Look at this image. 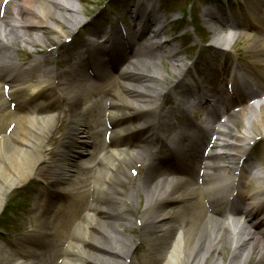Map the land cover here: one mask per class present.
Returning a JSON list of instances; mask_svg holds the SVG:
<instances>
[{"label":"bare ground","instance_id":"1","mask_svg":"<svg viewBox=\"0 0 264 264\" xmlns=\"http://www.w3.org/2000/svg\"><path fill=\"white\" fill-rule=\"evenodd\" d=\"M25 1L34 10L33 16L24 19L25 23L23 22L19 30L11 31L9 27L8 29L0 27V37L23 48L36 44L45 47L50 38L47 36L48 33L51 36H65L64 33H70L79 23L80 19L78 18L84 14L83 6L73 0H69L67 6V8L75 9L73 13L68 9L65 13V9L58 3L64 0ZM253 3L256 4V1L253 0ZM251 12H247L250 22ZM25 14L28 16L27 12ZM254 17L256 20L252 21V24L264 25V22L259 21L256 16ZM54 19L57 20V23L54 22ZM243 28L249 33L259 31L257 27L246 24ZM231 37V33L226 36L215 33L213 48L218 50L227 48L225 43L230 42ZM92 56L97 71L102 72L100 57L102 55L97 46L92 47ZM7 58L9 56L0 54V61L10 60ZM134 61L135 59L132 61L131 58L119 59V70L122 77L119 86L116 84V80L119 78L115 79L114 77L112 80L104 78L102 82L96 83L80 75L78 73L80 60L77 59L73 65L59 71L60 82L57 86L54 87L52 81L48 84L38 80L39 84L32 92L26 91L24 86H20L18 88L20 96L18 93H14V96L26 103V106L30 102L34 109L39 106H44L47 109L40 110L44 115H37L36 120H33L28 114L11 116L10 123L14 127L8 134V138L0 140V205L4 195L9 193L12 188L26 182L34 171L38 174L40 181L45 182L46 180V182L42 186L44 190L39 197L40 206L32 218V223L35 225L34 230L23 233L17 241V251H11L10 246H0V264H23L20 261L24 260L36 262L34 258L38 255L47 263L53 255H56V239H63L66 232L70 230L71 226L66 227V224L73 217L71 214L72 203H74L75 209L79 208L82 199L80 188L85 187L83 184L79 185L80 188L76 184L70 185L69 190L65 192L61 187L66 182L74 183L71 180L76 177L77 164H82L85 169L82 177H89L86 184L87 191L89 182L92 181V184L96 185L93 194L95 200H105L104 189L98 185V180L102 175L106 174L111 179H114L115 175H119L121 179H124L121 167L123 163L117 161L130 160L138 153L147 155V151H145L147 145L144 147L140 139L144 137L147 142L148 137L151 139L155 137L158 118L154 119L149 115L150 112L156 113L157 109L151 108L145 102L156 95L160 89H165V85L159 83L158 78L155 79L152 75H158L155 69L159 70L156 68L159 64L155 65L151 62L145 65L137 64L140 68L133 70L130 67ZM262 62H264L263 57ZM123 65L125 66L122 67ZM174 69L176 68L174 67ZM48 70L44 69L39 72L38 78L44 81ZM127 70L130 71L129 75ZM135 71L139 74L134 75ZM171 72L173 77L175 71L171 69ZM148 74L151 78H149L146 88H142L137 84V79H146ZM109 90L119 92L116 99L114 98L110 111V117L113 114V120L118 126L115 127L114 121L111 139L114 141V145L121 142L124 145L133 146L132 144H134L135 147L128 149L133 148L138 151H128L125 157L115 159L113 157L118 153L110 152L109 147L105 149L102 145L105 134V131L101 129V125L104 123L102 116L106 110L104 109V94ZM249 91L246 89L244 92L248 94ZM23 92H25L24 95ZM34 97L39 103H33ZM209 98L210 96L207 94V99ZM258 103L264 104V102ZM48 106H50L49 111ZM62 108H67L68 112L65 114L61 110ZM6 115L7 108L5 103H2L0 94V119ZM172 115V110L166 114L169 117V129L174 125ZM61 118L68 122V129L63 134V139L70 135H75V137L80 135L82 136L79 138L81 142L90 143V147L86 146L82 152L76 151L77 149L65 151L62 163L57 162L55 158L46 159V162H51L49 165L57 164L52 171H49L41 163L44 160L41 153L45 144L48 145L51 141V131L54 125L59 122L58 119ZM233 120L234 115H231L227 119L228 123L218 125L219 128H223L222 135L218 132L216 134L223 137L219 147L222 151H220V155L225 157L227 154L232 158L234 155L230 152L238 150L241 156L248 157L247 141L252 140L251 138L256 132L264 135V105H255V107L247 105L244 111L239 114L240 128L242 129L240 131L243 135H232L234 129L230 122ZM216 122H219V119ZM192 124V122L183 124L181 135L174 137L181 138L177 142L169 140L167 132L161 136L170 142L171 149L177 153L181 149L179 154L181 161L179 167L177 166L175 169L180 168L179 174H183V177L186 178H180L178 173L163 172L162 168L166 164H160V157L165 154L167 149H160V153L156 155L157 160H151L153 167H147L145 171L142 186H149V195L144 202L143 215H150L151 225L145 227L149 229L142 232L139 238L146 244V249L140 257L142 264H150L151 253H153L155 263L158 264H223L224 254L229 249L232 250L228 264H264V227L260 226V230L250 227L252 231L247 233L240 222L235 224L216 219L214 214L205 211L200 200L201 193L207 194L216 206L221 202L226 191L228 179L223 169L224 164L214 154L215 149L218 148L217 145L213 144L207 155H203L201 158L204 139L198 136L199 127ZM1 126H3L2 123H0ZM137 129L141 131L137 139L138 142L134 143L131 140L132 137L126 139L130 133H134ZM151 131L153 133L149 136ZM122 134H126V137L122 138ZM70 139L72 140V138ZM232 143H237L238 146L236 147V144ZM241 145L244 146L241 147ZM58 152L59 147L56 149V153ZM91 152L94 158H91ZM99 153H102V157L98 161L99 166L93 171L95 158ZM211 153L213 154L208 157ZM248 160L244 162L246 169L243 179L249 174L252 179L247 177L244 189L242 190L241 187L240 200L251 201L253 210H256L263 202L261 197L264 196V167L263 165H253L249 157ZM156 161L157 165H161L160 167L154 166ZM129 165L128 162L123 167L127 168ZM249 165H252V169L249 168ZM110 167L115 170V173L109 171ZM71 170H74L72 175H67ZM199 171H204L202 177L199 175ZM126 174L124 183L127 181ZM199 177L203 181L200 189L197 181ZM162 193L167 198L161 199ZM166 202L170 204L167 208L164 207ZM44 214L47 217H44ZM107 219L106 216L88 217L85 220V230L77 228L79 232L76 233V237L87 242L88 248L85 246V249H82L79 242L71 245L69 248L71 256L66 259V264H138V259H129L133 249V239L126 234L123 228L113 229ZM262 219L253 217L250 220L259 224ZM47 223L50 226L51 240H38V236L48 230ZM57 226L66 228L62 229ZM161 252H163L162 257H158Z\"/></svg>","mask_w":264,"mask_h":264},{"label":"rangeland","instance_id":"2","mask_svg":"<svg viewBox=\"0 0 264 264\" xmlns=\"http://www.w3.org/2000/svg\"><path fill=\"white\" fill-rule=\"evenodd\" d=\"M245 47H246V45L243 44L242 47L239 48L240 49V55H242L245 52H247V51L243 50ZM238 121L240 122L239 124H241V121L239 120V117L237 116L236 119H235V121H234V125H236L237 129L239 130L241 125L237 124ZM262 155H263V153H262ZM136 182H137V180H135L133 182L134 183L133 186H135V183ZM143 200H144V194H142V198H141V201H140V204H139L140 205L139 206L140 209L144 205V203L142 205ZM7 210H12V211H11V214L10 215L7 212L5 213V218H4L3 222H5V224L9 225L10 227L12 225L11 223H15V227L18 228L19 226H18V224H16V222H19V221L17 219H15V216H17L16 206L15 205L14 206L11 205V206L8 207ZM127 233L130 236H138L139 235V232L136 229H134V228L131 230V232L127 231ZM228 258H229V252H228V257L225 255L224 261L227 260Z\"/></svg>","mask_w":264,"mask_h":264}]
</instances>
